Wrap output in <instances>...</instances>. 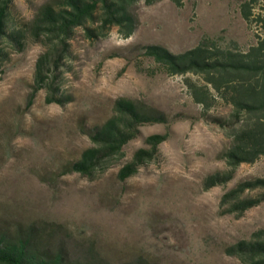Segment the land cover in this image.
<instances>
[{"label": "rangeland", "instance_id": "374dc122", "mask_svg": "<svg viewBox=\"0 0 264 264\" xmlns=\"http://www.w3.org/2000/svg\"><path fill=\"white\" fill-rule=\"evenodd\" d=\"M46 1L14 0L12 14L29 20ZM246 1L139 0L129 37L116 27L92 38L76 29L60 78L62 104L46 103L44 89L31 94L42 46L28 39L20 52L7 47L0 65V223H35L43 240L81 264H243L225 248L264 227V201L241 216L222 213L219 201L237 182L264 177V156L240 164L226 184L204 189L208 174L226 170L221 153L230 137L216 119L229 106L216 100L203 112L189 89L202 85L201 77L166 74L141 47L179 53L212 37L246 49L260 32L262 0L251 3L249 21L241 11ZM117 98L162 112L169 122L140 127L103 172L62 174L61 166L90 144L82 128L108 118ZM165 131L154 160L119 180V167L144 138Z\"/></svg>", "mask_w": 264, "mask_h": 264}, {"label": "trees", "instance_id": "16d2710c", "mask_svg": "<svg viewBox=\"0 0 264 264\" xmlns=\"http://www.w3.org/2000/svg\"><path fill=\"white\" fill-rule=\"evenodd\" d=\"M139 0H51L35 11L31 19L16 21L12 8L14 0H0V65L8 56L7 47L20 52L28 39L39 43L32 81V95L45 90V102L62 104L60 78L66 61L71 57L70 41L80 28L89 38L101 36L116 27L123 37L135 28L131 7ZM151 5L158 0H143ZM176 6L182 0H169ZM259 0H247L241 8L249 21L250 5ZM251 22V21H250ZM260 28L254 43L240 49L235 42L221 44L215 38L204 37L199 43L179 53H171L159 45L141 47L144 56L169 75L195 74L203 81L198 86L189 83L191 96L203 112L216 100L229 106L225 118L218 124L229 132L230 142L222 151L226 170L208 174L204 189L224 185L242 163H253L264 156V0L255 17ZM162 112L138 107L133 101L117 98L113 112L103 122L83 127L89 146L78 158L61 166L60 172L78 173L92 177L103 172L112 158L123 155V147L140 134L146 124H167ZM169 134L154 133L144 138V146L137 148L130 160L117 171L121 181L134 175L141 166L151 162L158 147ZM257 191V195L250 192ZM264 201V177L237 182L220 198L222 213L241 216L246 210ZM43 240L35 223H0V264H81L68 258L62 247H53ZM225 253L243 264H264V227L254 231L249 239L238 240L225 248Z\"/></svg>", "mask_w": 264, "mask_h": 264}]
</instances>
